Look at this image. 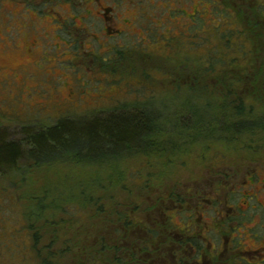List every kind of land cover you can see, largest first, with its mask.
Segmentation results:
<instances>
[{
  "label": "rangeland",
  "instance_id": "rangeland-1",
  "mask_svg": "<svg viewBox=\"0 0 264 264\" xmlns=\"http://www.w3.org/2000/svg\"><path fill=\"white\" fill-rule=\"evenodd\" d=\"M105 6L114 7L107 14L111 20L103 18ZM261 9L264 0H0V128L20 138L24 127L153 102L168 130L154 133L162 136L154 138L157 143L167 141L157 152H136L113 168L52 164L0 177V264H36L47 246L60 253L69 247L76 258L70 241L83 233L93 236V244L108 234L109 245V236L123 231L120 215L136 225L148 223V211L164 191L180 193L189 181L206 177L213 160L209 152L201 158L173 154L178 136L195 134L178 129L190 122L188 109H202L207 121L216 100L231 103L235 96L221 91L236 82L241 96L264 97ZM243 29L248 36L239 34ZM209 55L225 58L214 68L230 70L209 73ZM230 58L249 70L234 68ZM187 86L197 87L199 95L188 93ZM258 102L264 113V99ZM217 117L220 126L227 123L223 112ZM252 129L237 133L241 137L231 144L212 143L211 149L227 150L225 161L237 164L244 156L264 162V134ZM82 191L90 201L86 206ZM235 197L247 207L245 197ZM48 203L55 205L38 215L30 207L39 213V205ZM29 210L34 215L26 220Z\"/></svg>",
  "mask_w": 264,
  "mask_h": 264
},
{
  "label": "flooded vegetation",
  "instance_id": "flooded-vegetation-1",
  "mask_svg": "<svg viewBox=\"0 0 264 264\" xmlns=\"http://www.w3.org/2000/svg\"><path fill=\"white\" fill-rule=\"evenodd\" d=\"M113 8H102L104 20H111L107 14ZM196 90V87H188L187 92L194 96ZM234 99L210 111L228 113ZM245 107H248L245 109L248 118L238 121L259 127L257 130L264 134L262 105L250 102ZM188 111L192 126L187 125L185 130L195 131V134L178 136L179 143L173 154L180 158L189 155L201 158L202 153L209 152L214 161L210 162L207 176L189 181L180 193L163 190L148 211V223L136 225L133 218H119L123 231L109 236V245L105 243L108 234L95 237V243L85 246L83 254L80 253L84 264H264V162L245 156L246 161L238 164L230 159L225 161L227 150L223 153L212 150V143L231 144L241 136H237L234 128H220L216 118L196 121L190 113L193 110ZM228 116L233 120V115L228 114L222 123L228 125L231 120ZM250 191L253 193H248ZM236 195L245 197L242 203L246 208L240 205L241 200H237ZM123 241H127V245H123Z\"/></svg>",
  "mask_w": 264,
  "mask_h": 264
},
{
  "label": "trees",
  "instance_id": "trees-1",
  "mask_svg": "<svg viewBox=\"0 0 264 264\" xmlns=\"http://www.w3.org/2000/svg\"><path fill=\"white\" fill-rule=\"evenodd\" d=\"M263 13L264 9H261V15ZM262 17L264 16L262 15ZM238 32L239 34L245 35V37L248 34L244 29ZM226 40H228V37H226L225 41ZM118 53L123 57L122 50H119ZM250 53H252L251 50ZM208 58H210L209 64L212 68L209 73L216 74L219 71L224 72L230 70L228 66H220L218 69L214 68L217 62L224 63L225 58H215V55H209ZM227 60L229 64L234 63V68L239 67L249 70L247 66H240L235 58ZM235 84L237 85L236 87L241 85L239 82ZM236 87L234 88V85H232L230 87L227 86V88L224 87L223 89L224 91L226 89L228 93L236 97L235 101H233L236 105L234 104L231 106L233 120L229 121L228 125L225 124L220 126V128H223V130L234 128L233 130L237 133L255 131L252 128H256V126L246 122L240 123V121L248 118L245 117V114H247L245 111L247 107L245 106L250 103V99H254L252 103H259L258 101L262 98L264 99V97H261L257 92L243 97L239 94V88ZM196 92L198 93L197 90ZM221 93V95L226 97L227 94L225 95L222 91ZM216 101L217 107L224 105L220 103V100ZM152 103L140 106L139 109L135 107L133 110L127 106V108L114 110L106 116L63 117L51 126L39 125L38 127H24L19 132L20 138H17L15 134H10L6 129L0 128V177L19 172L23 173L25 170L39 169L52 164H69L70 166L79 167L103 166V164H105V166L113 168L120 160L136 152L145 153L148 149L157 152V150L161 148L160 145H162V143L165 144L167 141L164 139L159 142L161 144L157 143L156 140H154L156 137H153L155 136L154 133L160 131L163 135H167L168 130H166L163 124L165 117L158 113L156 109L152 108ZM202 111V109L194 108L192 112L190 111L192 118H195L196 121H200L204 116L201 114ZM228 114L230 113L228 112ZM228 114L226 111L223 112V116L226 115L227 117ZM253 114H255V112ZM217 116L218 111L215 112L214 116L210 117L216 118V122H220ZM251 118L253 119L254 117ZM197 124L198 123L193 125ZM231 124H233V126H231ZM187 125L192 126V123L183 125L178 129V132H185L183 128L187 129ZM261 125L264 127V124ZM158 138H162V136L159 135L156 139ZM168 143L171 142L168 141ZM160 151L164 152L165 150H159L158 152ZM81 194L84 199V206L88 203L90 204L89 198L83 196L85 192L82 191ZM43 196L44 198L46 197L45 193ZM33 205L30 207L34 210V214L38 215L42 213L43 207L49 206L50 208L55 204L48 203L43 206L39 205V208H41L39 213H35V207ZM34 214L33 211L29 210L24 213V216L26 220H31ZM119 217L124 218L122 215ZM91 237H86V234L83 233L80 237L78 236V238H76V241H73L71 238L70 242H72L76 248L72 249L77 251L76 258L72 257L76 255V253H70L72 250L69 247L61 248L60 253L54 252L50 246H47L44 247L41 252L37 253L38 261L36 264H84L78 254L79 252L83 254L85 246H92L93 239ZM36 238L37 235H35V239ZM54 238L55 237L52 239ZM66 240H68V238ZM68 254L70 255L69 259L66 257ZM60 256H62V258Z\"/></svg>",
  "mask_w": 264,
  "mask_h": 264
}]
</instances>
